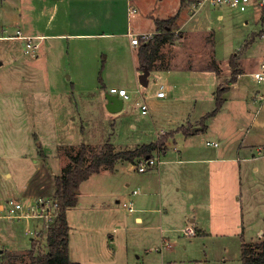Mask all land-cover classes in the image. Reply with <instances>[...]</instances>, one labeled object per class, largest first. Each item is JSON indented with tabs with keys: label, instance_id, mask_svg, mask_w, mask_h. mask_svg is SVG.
I'll use <instances>...</instances> for the list:
<instances>
[{
	"label": "crops",
	"instance_id": "0c3cea01",
	"mask_svg": "<svg viewBox=\"0 0 264 264\" xmlns=\"http://www.w3.org/2000/svg\"><path fill=\"white\" fill-rule=\"evenodd\" d=\"M77 4L78 0H0V32L5 34L3 36L7 37L20 30L30 36L43 37L36 54L26 53L19 40L0 37L4 41L17 42L15 45H9L6 53L1 52L0 48V69H5L4 74L0 75L1 81L7 80L12 83L18 79L17 77L20 79L19 72L28 70L32 82H45L46 86L51 74L46 67L59 62L58 60L63 57L65 42L74 43L71 50L76 57L74 50L78 49V42L112 37L105 31L109 25L108 21H111L110 15L99 24V21L96 18L94 20L93 15L89 13L87 6L80 7ZM204 6H208L209 11L217 12L215 20L209 17L211 14L209 11L203 19V14L207 11H203ZM250 10L254 22H259L262 28L258 32L246 33L245 29L251 25L250 18L233 14L232 11H235L233 8L209 2L200 4V0H185L182 4L180 2L178 12L175 13L178 17L170 30V37L158 44L152 67L148 70L147 86L152 74H162L154 80L155 83L159 80L156 93L150 96V103L147 104L140 90H135L138 97L136 96L134 104L140 115L149 119L148 125L151 129L148 134H144L152 141L126 146L118 144L115 146L110 140L107 141L115 153L134 151L142 145L162 142V148L152 151L150 157H158L160 163L153 168L154 172H147L146 178L138 182L139 192L135 196L131 194L135 189L133 177L139 158L133 162L118 160L112 169L102 168L99 174L90 176L80 184L77 203L66 212L69 227L67 252L71 262L84 264L81 261L82 256L87 255L90 262L96 264H105L103 260L108 259L109 263L113 264L116 258V264H130L129 247L135 242L129 235H135V229L138 228L144 229L141 233L147 241L151 237L152 240L155 238L156 242L159 239L160 247L155 248V252L160 253L162 264L164 249L166 252L172 251L170 243L172 241L167 242L163 237L159 238L164 229L167 234L181 233L185 238L208 236L219 238L243 233L247 219L253 214L251 208L255 200L251 196L256 198L264 195V178L259 167L261 160L264 166V99L258 98V95L264 94V89L256 88L257 85L264 86V83L254 82L251 77L259 61L264 58V37L261 36L264 32V15L255 3L249 4L245 11H237L244 13ZM128 15V18L132 19L130 15L133 14ZM224 22L228 24L235 41L242 38V42L232 48L230 54L225 53L223 57H219L215 49V40L216 34L224 30L222 26ZM9 28H15L14 32L7 34ZM150 31L149 33L155 36L163 35L169 29L157 31L154 24ZM178 33L179 37L175 38ZM249 39H252V42L243 52L238 53L245 46L243 42ZM139 46L140 44H131L129 39L132 66L129 78H133L132 82L137 85V89L140 86L144 87L138 81L144 70L138 63ZM19 52L26 55L25 58H18ZM97 52H101L100 49H97ZM232 55L237 57L240 73L236 82L222 94L221 108L210 115L216 108L217 89L226 85L230 78L231 67L228 61ZM38 73L41 75L40 78L34 75ZM247 77L251 82L242 80ZM67 80H71L70 75ZM3 82L8 84L6 81ZM71 85L76 89L80 87L77 81ZM161 87L164 94L157 97L156 94ZM101 93L97 92L96 99L91 102L97 107L101 104L106 108V95ZM63 96L47 90V86L40 92L39 97L30 94L31 101L34 103V98L37 101L38 111L32 114L34 122L32 130L37 128V132L33 131L32 139L35 136L38 148L34 147V151L29 149L27 155L22 149L10 150L13 153L12 157L20 159L31 157L34 163L39 162L38 168L42 167L43 170L40 173L42 181L49 184V189L46 194H38L36 187L29 188L28 191L26 189L21 192L22 196L19 193L16 196V191L0 190V202L12 198L27 202L37 197H53L54 178L59 176L70 162L69 156H74L81 146L69 147L63 139V128L60 126L66 121L64 118L60 119L58 106L70 112ZM38 102H42L43 105L39 106ZM124 103L125 101L123 107ZM141 103L147 106L146 114L141 113ZM123 107L117 112H121ZM40 113L44 116L42 119L38 116ZM4 121L3 129L6 132L11 127L8 119ZM132 128H136V125L132 124ZM40 137H49L53 140L52 148L46 154L41 149ZM200 140H206L204 147L199 146ZM81 144L99 151L106 143L81 142ZM70 148L75 149L70 151ZM5 159L11 161L12 158ZM53 161L57 163L54 171L50 168ZM6 175L7 178L11 177L9 174ZM113 197L116 205L123 201L133 203L134 212L130 213L125 208L129 213L127 218L133 219V227L127 220L118 218L117 212L107 210ZM156 214L160 226L153 235L148 230L153 229L151 222ZM263 218L264 214L258 221H263ZM189 225L195 231L192 235L185 233V228ZM2 229L1 241L5 251L18 254L16 252L31 249V241L36 240L39 224L36 220L30 219L12 226L2 225ZM263 232L264 224L259 226L256 240L250 243L259 242ZM43 235L44 233L36 240L38 243L44 239ZM19 238H27L30 247L22 248L18 242ZM145 251L151 252L152 249ZM135 255L136 253L132 252V260L136 258Z\"/></svg>",
	"mask_w": 264,
	"mask_h": 264
},
{
	"label": "rangeland",
	"instance_id": "374dc122",
	"mask_svg": "<svg viewBox=\"0 0 264 264\" xmlns=\"http://www.w3.org/2000/svg\"><path fill=\"white\" fill-rule=\"evenodd\" d=\"M180 2L181 0H78L77 6H87L89 13L93 15L94 20L96 18L99 21V24H102L106 20V16L110 15L111 21H108L109 25L105 31H108V34L112 35V37L78 42V49L74 50L76 57L73 56V50H71L74 43L65 42L63 57L58 60L59 62H54L49 67H46L47 71L51 73L49 74V83L46 85L47 90H52L61 96L65 95L62 98H65L66 107L70 109L69 112L68 109L58 106L60 119L64 118L66 121L60 126L63 128L62 136L69 147H78L81 145V142L102 144L110 140L115 146L117 144L118 146H126L150 143L152 141L144 134H148L151 127L148 125L149 119H147V116H141L138 108L134 104L136 96L138 97L135 94V90H140L146 103L149 104L150 96L156 93L159 86V80H156V83L154 80L162 74H152L148 80L149 85L147 87L140 86L137 89V85L132 82L133 78H129L132 66L130 65L131 52L130 48H128L129 39L126 33L132 32L134 34H140L144 32L143 34H148L154 27V20H166V18L174 16L178 12L177 9L179 8ZM130 7L135 9V12L132 13L133 15H130L132 19L128 18L129 15L127 13ZM202 9L203 11L207 10L203 14L204 19L208 15L209 8L208 6H204ZM209 12L211 13L209 17L215 20L217 12ZM237 12V10L232 11L233 14L244 15L251 20V25L245 29L246 33H251V31L258 32L259 29L262 30L259 22H254L253 17L250 15L251 10L244 13ZM234 18H236L235 15ZM222 26L224 30L216 34L215 40V49L219 57H223L225 53L230 54L232 48L242 42V38L235 41L236 39L231 33L230 28H228L227 23L224 22ZM14 30L15 28H9L7 34L13 33ZM123 33L126 35H121ZM3 35L5 34H1L0 32V37ZM179 35L180 33L175 38H178ZM249 41L250 39L246 42ZM246 42L243 43L246 44ZM15 43L17 42L0 39L1 52L6 53L7 47L9 45H15ZM96 46L101 52H97V49H95ZM245 48L246 45L238 53L243 52ZM25 56L19 52L18 58H25ZM4 70L0 69V75L4 74ZM43 70L46 71L45 68ZM19 73L21 75L20 79L17 77L18 79L12 83L3 80L8 82V84L1 81L0 76V190L2 192L16 191V196H18V193L22 196L21 192L36 187L35 190L38 194H46V191L49 189V184L46 181H42L40 173L43 170L42 167L38 168L39 162L34 163L31 157L23 158L24 160L19 157H12L13 153L10 151L13 148L22 149L25 150L27 155L29 149L34 151V147L38 148V143L34 139L35 136H33L35 142H32V133L33 131L37 132V128L32 130L34 123L32 114L38 111L37 101L34 98L33 103L30 94H34V97H39L40 92L46 87L45 82H32L28 70ZM34 75L39 78L41 76L39 73ZM68 75H70V81L67 80ZM242 80H250L251 82V79L248 77L242 78ZM76 81L80 85L79 89L73 88L71 85V83H76ZM111 88H123L128 92L130 97V100L125 101L123 110L115 114L109 113L101 104L97 107V105H93L91 102L96 99L97 92L101 91V94L105 96ZM256 88L264 89V86L257 85ZM38 104L39 106L43 105L42 102H38ZM5 116L8 118H5ZM38 116L41 119L44 117L42 113L38 114ZM6 119H8L9 127H11L10 130H6L7 133L3 129V127L5 128L4 120ZM132 124H135L136 128L133 129ZM40 138L42 139L41 149L46 154L52 148L53 140L49 139V137ZM205 141L200 140L198 143L199 146L204 147ZM13 143L14 145L12 146ZM74 149L70 148L69 150L73 151ZM5 158L12 159L8 161ZM55 164L57 165L55 161L51 163L52 166L50 168L53 171L56 170ZM262 164L263 162L261 160L259 167L262 170L261 173L264 178V166ZM152 170L148 171V173L154 172ZM134 172V188L137 189L139 187L138 182H142L146 178L147 172L139 173L136 169ZM6 174L11 175V177L7 178ZM39 183L41 184L40 186ZM251 198L255 200L251 208L253 214L250 219H247L242 234L238 233L236 236L225 235L219 238L214 236L185 238V235L183 236L181 233L167 234L164 229L162 235H159V238L163 237L167 242H169L168 240L172 241L170 242L172 243V251L166 252L164 249L162 252L164 253V264H241L240 254L242 243L255 241L259 226H263L264 224L262 220L258 221V218L264 214V195L256 196V198L255 196H251ZM114 203L115 197L110 200L107 210L109 212L112 210L113 212H117L118 218L127 220L133 227V219L127 218L129 213L123 208L122 203L118 205ZM157 216L156 214L151 222L153 229L148 230L153 235L160 226ZM141 232H144V229L138 228L135 229V235H129L135 242V244H131L129 247L130 264H162L160 253L155 252V248L160 247L159 239L156 242V239L154 238L152 240L151 237L147 241ZM44 234L46 235V232ZM27 240V238L18 239L22 248L30 247ZM32 242L37 247H40L43 252L48 250L44 239L39 243L36 240ZM149 249H152V251H145ZM28 251L16 252L18 253L16 255L19 258L23 257V261H26ZM132 252L134 254L136 253V258L133 260L131 257ZM8 253L12 254V252ZM138 256L139 258H137ZM81 261L84 264H96L93 261L90 262L87 255L82 256ZM103 261H105V264H110V259ZM114 261L117 262V258ZM116 262L113 264H116Z\"/></svg>",
	"mask_w": 264,
	"mask_h": 264
},
{
	"label": "trees",
	"instance_id": "16d2710c",
	"mask_svg": "<svg viewBox=\"0 0 264 264\" xmlns=\"http://www.w3.org/2000/svg\"><path fill=\"white\" fill-rule=\"evenodd\" d=\"M185 0H181V4ZM178 17L176 14L166 20L155 19L157 31H166L165 34H156L147 43L140 44L137 57L140 68L152 67L153 59L157 52L158 44L166 41L170 37V30ZM252 42H246V47ZM228 63L231 67V75L226 85L221 86L215 93L216 108L210 115L217 112L223 103L222 94L229 86L236 82L240 70L238 68L237 57L232 55ZM162 142H152V144L142 145L134 151H120L115 153L109 143L104 144L99 151H94L89 146L81 144L74 156H69L70 162L63 168L59 176L53 180V199L57 201L55 221L50 226L46 235V252L31 241V249L28 251L26 261L16 254L3 252L2 261L4 264H76L68 258L67 238L69 227L67 225L66 212L68 208L74 207L78 200V188L80 184L94 174H99L102 168L112 169L118 160L133 162L134 159H142L152 156V151L161 149ZM264 221V218H263ZM42 236V237H43ZM241 264H264V232L261 240L255 243H245L241 245ZM19 260V261H18ZM19 262V263H18Z\"/></svg>",
	"mask_w": 264,
	"mask_h": 264
},
{
	"label": "built area",
	"instance_id": "2783aa9c",
	"mask_svg": "<svg viewBox=\"0 0 264 264\" xmlns=\"http://www.w3.org/2000/svg\"><path fill=\"white\" fill-rule=\"evenodd\" d=\"M202 2H209L214 5H223L227 6L233 9H237L240 11H245L246 7L251 4L255 3L256 6H258L264 15V0H200V4ZM127 12L134 13V8H129ZM264 27V25H263ZM14 35H9L7 37H4L5 39H14L19 40L22 42L23 49L26 53H32L36 54L38 52L39 46L41 44V41L43 40V37L38 36H30L27 34L22 33L20 30H16ZM154 35L149 34H134V33H128L127 37L130 39V43L133 45H139L141 43H147ZM264 37V32L261 35ZM142 39V41L140 40ZM141 41V42H140ZM258 67L254 72H252L251 77L254 82L258 83H264V58L259 61ZM109 95H117L119 98L122 99V101H127L130 99L127 91L125 89H117V88H111L108 92ZM164 94L163 87L160 88L157 92V97H162ZM264 95V94H263ZM263 95H258V98L264 99ZM140 109L142 114H146L147 112V106L145 103L140 104ZM214 146L216 144L213 143ZM160 163L158 157H147L142 158L138 161L137 165L135 166L137 172L139 173H145L150 170H152L154 167H156ZM139 190L135 189L132 191V196H135ZM57 201L53 198H44V197H37L35 199H31L29 201H22L20 199L12 198L7 199L3 202H0V264H4L2 261L3 252L5 251L4 247L2 246L1 241V234H2V225L6 226H12V224H16L22 221L26 220H36L39 224V230L36 233V240H39V236L42 233H45L48 231L50 226L55 221L56 217V207H57ZM122 206L126 208L130 213L135 211V208L133 207V203L131 201H123ZM33 233V232H32ZM185 233L187 235H192L195 233L194 229L191 227L185 228ZM44 239H46L45 236H43ZM46 242V240H45Z\"/></svg>",
	"mask_w": 264,
	"mask_h": 264
},
{
	"label": "water",
	"instance_id": "95a60500",
	"mask_svg": "<svg viewBox=\"0 0 264 264\" xmlns=\"http://www.w3.org/2000/svg\"><path fill=\"white\" fill-rule=\"evenodd\" d=\"M148 75H149L148 69L147 67H144L142 74H140L138 77L139 83L144 87L147 86L146 78ZM105 99L107 102L106 108L110 113H115L122 109L123 101L117 95L113 96V95L106 94Z\"/></svg>",
	"mask_w": 264,
	"mask_h": 264
}]
</instances>
